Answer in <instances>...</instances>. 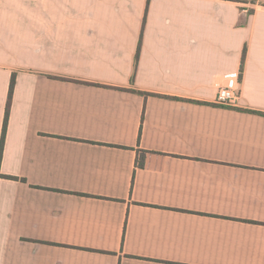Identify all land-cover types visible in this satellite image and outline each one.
<instances>
[{"label": "crops", "instance_id": "1", "mask_svg": "<svg viewBox=\"0 0 264 264\" xmlns=\"http://www.w3.org/2000/svg\"><path fill=\"white\" fill-rule=\"evenodd\" d=\"M12 75L0 264H264V0H0Z\"/></svg>", "mask_w": 264, "mask_h": 264}, {"label": "built area", "instance_id": "2", "mask_svg": "<svg viewBox=\"0 0 264 264\" xmlns=\"http://www.w3.org/2000/svg\"><path fill=\"white\" fill-rule=\"evenodd\" d=\"M239 97V88L225 82L216 92L214 103L221 106H233Z\"/></svg>", "mask_w": 264, "mask_h": 264}, {"label": "trees", "instance_id": "3", "mask_svg": "<svg viewBox=\"0 0 264 264\" xmlns=\"http://www.w3.org/2000/svg\"><path fill=\"white\" fill-rule=\"evenodd\" d=\"M243 55H244V52H243ZM13 86H14V75L11 76L10 84H9L8 98H7V103H6V110H5L4 122H3V127H2V135H1V141H0V159H1L2 148H3V140H4L5 129H6L9 102H10V99H11Z\"/></svg>", "mask_w": 264, "mask_h": 264}, {"label": "rangeland", "instance_id": "4", "mask_svg": "<svg viewBox=\"0 0 264 264\" xmlns=\"http://www.w3.org/2000/svg\"><path fill=\"white\" fill-rule=\"evenodd\" d=\"M237 102V101H236ZM236 105V104H235ZM235 105H233V106H235Z\"/></svg>", "mask_w": 264, "mask_h": 264}]
</instances>
